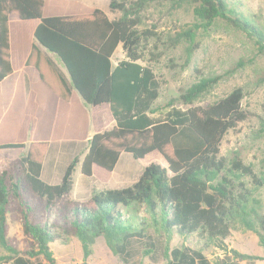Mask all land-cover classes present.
Returning a JSON list of instances; mask_svg holds the SVG:
<instances>
[{
  "label": "trees",
  "instance_id": "trees-1",
  "mask_svg": "<svg viewBox=\"0 0 264 264\" xmlns=\"http://www.w3.org/2000/svg\"><path fill=\"white\" fill-rule=\"evenodd\" d=\"M109 20L100 10L92 14L44 16L45 0H0V85L14 73L10 55V16L39 20L37 42L26 62L34 67L48 88L44 106L37 91L25 95L23 79L16 82L9 109L0 120V150L24 149L0 172V264H59L51 243H68L77 237L84 260L93 253L96 239L103 237L124 264H142L141 258L164 251L167 264H242L264 261V256L228 249L232 231L256 234L264 249V156L259 170L239 154L228 159L221 153L226 134L246 118L244 93L236 88L217 102L186 109L158 112L159 82L154 71L141 64L139 46L149 31H139V12L152 0H108ZM196 28L219 19L255 39L264 50V31L227 0H196ZM192 48L196 30L178 34ZM122 44L126 59L117 66L112 56ZM53 54L66 69L65 77L43 50ZM218 77L202 79L181 93L179 99L193 104L206 94ZM73 92L82 101L73 108L67 123L58 120L60 101L70 103ZM104 117V119H103ZM104 120L114 123L103 128ZM264 123V122H263ZM89 132L92 136L88 138ZM88 139V151L75 156L58 184L42 178V168L53 139ZM159 152L167 167L151 163L130 186L94 189L86 202L71 198L74 174L79 166L87 177L99 167L113 173L123 153L145 159ZM135 207L145 217L124 214ZM22 220L25 245L10 236L9 216ZM198 235L203 241L170 247L173 235ZM225 250L214 262L206 251Z\"/></svg>",
  "mask_w": 264,
  "mask_h": 264
},
{
  "label": "rangeland",
  "instance_id": "rangeland-1",
  "mask_svg": "<svg viewBox=\"0 0 264 264\" xmlns=\"http://www.w3.org/2000/svg\"><path fill=\"white\" fill-rule=\"evenodd\" d=\"M229 5L244 12L259 28L264 31V0H227ZM196 0H152L139 12V31L146 33L147 39L139 46L138 53L142 56L140 63L151 68L159 82L158 112L155 117H162L171 104L186 109L193 106L206 107L227 96L236 88L244 93L243 108L246 118L230 130L222 141L221 153L230 159L239 154L246 163L260 169L264 156V50L256 44L255 39L247 36L224 19L215 21L208 27L199 25L194 10ZM113 18L121 16L120 11H111ZM192 27L196 30V38L191 44L178 34ZM16 31L15 35H18ZM126 59V56L124 57ZM218 77L213 87L193 104H185L179 99L182 92L202 79ZM23 79V78H22ZM24 83V80H23ZM25 88V87H24ZM25 91V89H24ZM14 90L9 82L0 85V120L9 109ZM104 119V117H103ZM113 123L104 120L103 128H110ZM24 149H1L0 172L6 170L10 163L20 158L27 151ZM88 139L66 141L53 139L46 156L54 171L53 184H58L75 156L82 160L88 151ZM46 158V157H45ZM157 163L167 167L168 163L157 151L145 159L136 160L130 153H123L113 173L97 167L95 175L87 177L81 173L78 166L74 174V188L71 198L81 203L86 202L94 189L124 188L138 180L145 167ZM55 164V165H54ZM264 201V189L260 191ZM135 207H122L124 214L145 217V210L139 213ZM9 216L10 236L20 246L25 245L26 236L23 232L22 220ZM256 234L251 231L236 229L227 239L228 249L242 248L252 255L257 250H264ZM246 242H245V241ZM198 235L183 238L173 235L170 247H181L184 244L194 248L202 244ZM51 248L59 264H83L84 254L80 240L71 237L68 243L57 240L51 243ZM239 251V249H238ZM241 252V251H240ZM214 262L230 255L225 250L213 247L206 251ZM142 264H167L164 251H157L152 256L141 258ZM242 264H256L242 261ZM87 264H124L107 246L103 237L96 239L93 253L87 259Z\"/></svg>",
  "mask_w": 264,
  "mask_h": 264
},
{
  "label": "crops",
  "instance_id": "crops-1",
  "mask_svg": "<svg viewBox=\"0 0 264 264\" xmlns=\"http://www.w3.org/2000/svg\"><path fill=\"white\" fill-rule=\"evenodd\" d=\"M95 9H100L110 21L115 19L111 16L110 3L108 0H45L44 16L52 17L92 14ZM38 24L39 20L25 21L19 19L16 16H10V55L14 73L4 82H9L12 90H14L16 82L21 76L24 80L25 95L28 96L29 91L32 88L35 89L37 91V100L39 106H44L47 100L49 88L43 82H41L38 71L34 67L26 65L33 46L35 44L37 45V42L34 39V31ZM16 31H19L18 35H15ZM43 52L56 64L64 76L68 77L66 69L57 60V58L45 50H43ZM124 57L125 52L123 50L122 44H119L112 56L113 65L117 66L120 61L124 60ZM79 104H82V101L75 92H73L72 101L70 103L60 101L58 107V120L61 121V124H65V122L67 123V120H69L71 117L67 114L69 112L71 113V110H73L74 106L78 107ZM90 134L92 135L93 133L89 132L88 138H90ZM70 140L75 141V139H66V141ZM53 171L54 168L51 166V163L48 164V156H46L42 168V178L51 184H53V178L55 175ZM238 249L242 253L250 254L248 251L242 248L237 247V250ZM256 255L264 256V250L258 249ZM256 264H264V261L258 260L256 261Z\"/></svg>",
  "mask_w": 264,
  "mask_h": 264
},
{
  "label": "water",
  "instance_id": "water-1",
  "mask_svg": "<svg viewBox=\"0 0 264 264\" xmlns=\"http://www.w3.org/2000/svg\"><path fill=\"white\" fill-rule=\"evenodd\" d=\"M92 135L90 134V136L89 137H91Z\"/></svg>",
  "mask_w": 264,
  "mask_h": 264
}]
</instances>
